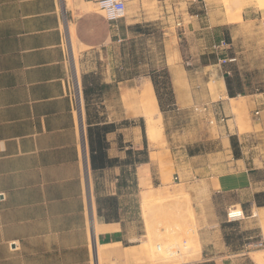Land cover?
Masks as SVG:
<instances>
[{"label":"crops","instance_id":"0c3cea01","mask_svg":"<svg viewBox=\"0 0 264 264\" xmlns=\"http://www.w3.org/2000/svg\"><path fill=\"white\" fill-rule=\"evenodd\" d=\"M79 9L73 21L75 36L78 45L88 49L103 47L116 35L121 39L133 25L117 24L112 31L106 18ZM70 15L73 12L64 0H0V264H153L145 250L147 232L139 227L145 223L141 195L157 189L159 179L158 150L147 152L138 121L143 117L138 107L143 85L134 93L136 104L130 115L87 123L95 141L97 127L108 130L101 136V149L94 141L95 150L102 153L101 164L95 151L93 169L87 146L86 166ZM191 61L203 60L192 56ZM179 70V77H172L173 93L179 100L187 96L191 103L195 91L190 74L184 67ZM227 72L238 78L235 70L233 75ZM233 78L231 85L236 88ZM144 79L153 83L165 133L172 129V134L181 135L165 119L172 109L158 95L164 88L158 91L151 76ZM135 80L118 82V89L134 90ZM242 80L240 74L239 83ZM222 92L229 101L234 98L226 80ZM249 96L248 109L263 108L264 96ZM256 111L259 116L264 108ZM186 134L194 135L185 131L181 136ZM232 135L222 140L225 151L190 154L184 147L172 156L178 174L183 175L178 185L183 183L191 198L200 251L193 260L179 258L168 264H257L247 251L257 231L238 235L242 243L235 245L237 236L229 230L242 221L230 222L227 210L240 205L250 212L247 218L254 217V209L264 214V167L248 168L243 156L236 157L229 150ZM141 151L146 156L140 160ZM199 159L204 162L198 163ZM244 192L250 193L246 202L236 201L235 193Z\"/></svg>","mask_w":264,"mask_h":264},{"label":"rangeland","instance_id":"374dc122","mask_svg":"<svg viewBox=\"0 0 264 264\" xmlns=\"http://www.w3.org/2000/svg\"><path fill=\"white\" fill-rule=\"evenodd\" d=\"M99 2L100 0L93 3L91 10L106 18ZM70 9L73 16L70 15L68 24L75 69L80 77L88 149L87 123L105 121L111 116L113 119H120L130 115V108L136 104L134 93L145 82L144 77L148 76L153 78L158 91L164 88L158 92L162 101L171 104L172 111L165 115L166 121H171L173 127H177L175 129L182 134L185 131L194 133L191 136H181L177 132L172 134V129H168L164 138L153 144L148 140L147 132L144 134L142 130L144 141L148 144L147 152L149 149L158 150L156 173L159 179L156 180L158 188L148 191L150 196L144 197L145 192L141 195L145 223H140L139 227H144L147 232L146 246H150V250L156 251L157 248L160 251L161 248L168 255L176 256L175 258L189 255L193 259L197 258L196 253L200 251L198 223L184 184L178 185L183 180V175L178 174L174 167L173 157L184 147L190 154L225 151L227 148L222 140L235 133L230 138L232 148L229 150L235 156L240 152L248 168L264 167V113L259 116L256 114V110H262L264 104L263 108L261 105L258 109L247 107L249 95L260 94L261 98L264 96V9L257 5L256 0H125L120 19L108 23L112 31L117 24H133L129 32L121 39L116 35L108 44L95 49L78 45L73 24L80 11L76 0H73ZM221 23L226 25L216 27ZM223 38L228 40L230 46L221 53L216 52L214 45ZM175 50L180 58L170 63L169 53L174 55ZM192 56H201L203 61L192 62ZM231 57H236L237 60L225 61ZM70 60L73 66L71 54ZM179 67H184L190 74L192 89L195 91L191 103L187 96L179 100L180 96L175 97L173 93L172 77H179ZM234 70L238 78L236 75L233 78L227 72L231 71L233 75ZM240 74L242 83H239ZM226 76L232 77L237 91L242 92L237 96H246L237 98L235 103L243 107L238 112L233 110V102L223 97L221 85ZM130 77L136 78L138 83L136 85V80L133 81L134 90L118 89V82ZM84 80L88 99L85 97ZM204 106L209 109L196 111L197 107ZM178 107L182 109L178 111ZM138 121L146 130L145 118L139 117ZM145 156L146 153H141L139 158L143 159ZM199 162L204 160L199 159ZM249 196V192L234 195L236 201L241 199L242 202H246ZM236 208L241 209V206L237 205ZM245 213L244 221L229 230L233 236H237L234 238L235 245L242 243L238 235H246L251 231H257L256 237H253L255 243H264V214L254 209V217L247 218L250 212ZM190 247H196L198 251L190 253ZM247 251L252 256L255 252L264 253V245L247 246ZM148 258L151 260L153 255L149 253ZM151 261L158 264L154 259Z\"/></svg>","mask_w":264,"mask_h":264},{"label":"bare ground","instance_id":"6f19581e","mask_svg":"<svg viewBox=\"0 0 264 264\" xmlns=\"http://www.w3.org/2000/svg\"><path fill=\"white\" fill-rule=\"evenodd\" d=\"M64 1H65V5L67 7L73 6V0H64ZM256 1H257V5L260 8H263L264 9V0H256ZM76 2H77V7L78 8L80 7V8H88V9H91L93 7V3L92 2H87L86 0H76ZM226 5L228 6L229 3H226ZM232 8H234V7H232ZM238 15H239V18H241V12L240 11L238 12ZM176 48L178 49V47H176ZM173 53H174V55H172L171 53H169L170 54L169 55V62L170 63H173L174 60H177L178 58H180V55H179V53H178L177 50H175ZM75 73H76L77 94H78V96H77L78 97V113L77 114H78V122H79V126H80V131H81V141H82L81 144H82L83 150H85L84 161H85L86 166H88V150H87V142H86V133H85V129H84V127H85V122H84L85 121L84 120V106H83V100H82L81 89H80V79H79L80 77L78 75L77 70H76ZM180 86H181V84H180ZM224 89H225V82L223 81L222 82V85H221V90L224 91ZM139 90L140 91H139V97H138L139 98L138 107L142 111V115H143V117L145 118V121H146V132H147L148 139L153 144L159 143L162 140V138H164V136H165V129H164V125H163V120L164 119H163L162 111H161L160 106H159L158 97H157V95L155 93L154 86H153V83H152L151 79H147L145 81V83L143 84V86L141 87V89H139ZM240 97L242 98L241 95H238V96H236V97H234V98L231 99V101L233 102L232 108H233V110L235 112H238L239 110H241V108H243L239 104L235 103L236 100H237V98H240ZM87 175H88L87 178H88V180L90 182L89 172H88ZM245 181H246V178H245ZM240 182H242V181H240ZM229 185H230V183H229ZM150 194L151 193L148 194V192H145L144 193V197H148V196H150ZM89 203H90V201H89ZM93 204H94V202L92 203V205ZM92 207H94V206H92ZM256 215H258V213H256ZM259 216H261V215H259ZM198 243H197V245H198ZM149 247L150 246H146V249L145 250H147L148 253H150V254L153 255V258H151V260L154 259L156 261V263H158V264H168V263H171V262L180 260L179 258H175L176 256L173 257L172 255L171 256L168 255L167 252L163 251L161 248L159 249L160 251H157V248H156V251H155V250H152V249L150 250ZM140 248H143V247H140ZM135 251H137V250H135ZM196 251H198L196 247H192V248L190 247L189 248V252L190 253H193L194 254V253H196ZM129 252H130V250H129ZM141 254H143V253H141ZM196 254L198 255L199 252L196 253ZM134 256L135 255L133 254V257ZM137 256H139V253H138ZM128 257H129V255H128ZM182 259L185 260V261L193 260V258H192L191 255H189L188 257H183ZM253 259H254V261L257 264H264V253L263 252H260V253L259 252H255V253H253ZM151 263H152V261H151Z\"/></svg>","mask_w":264,"mask_h":264},{"label":"built area","instance_id":"2783aa9c","mask_svg":"<svg viewBox=\"0 0 264 264\" xmlns=\"http://www.w3.org/2000/svg\"><path fill=\"white\" fill-rule=\"evenodd\" d=\"M99 4H100V8L105 12V17L108 20V22L113 23V22H117L120 19V15H121L120 7L124 6L125 0H100ZM263 25H264V22H263ZM229 46H230V43L228 42V40L223 38V39H220L214 45V49L216 50V52L221 53L222 51L228 49ZM221 60L222 59L220 58V61ZM226 60L229 62H234L237 60V58L231 57V58L225 59V61ZM75 96L77 100L76 89H75ZM208 109H209L208 106H204L203 108L197 107L196 111H201V110L207 111ZM256 114H258V112ZM222 120L224 119L222 118ZM211 123H214V121H211ZM245 218H246V213L242 207L241 209H237L236 207H231L230 209L227 210V219L230 222H240L244 220ZM253 244H256L257 246L264 245L263 241H257L256 243L254 241V242H249L247 246L250 247Z\"/></svg>","mask_w":264,"mask_h":264},{"label":"trees","instance_id":"16d2710c","mask_svg":"<svg viewBox=\"0 0 264 264\" xmlns=\"http://www.w3.org/2000/svg\"><path fill=\"white\" fill-rule=\"evenodd\" d=\"M226 84H227V88H228V93L230 97H235L237 96V94H242V92H238L236 88H233L231 83H232V78L230 76H226ZM84 92H85V97L86 99H88V92H87V86L84 80ZM143 128V132L145 134V127ZM98 130H96V141L93 138V131L91 130V128H89L88 130V138H89V146H90V153H91V164L93 169H95L97 167L96 163H95V151H97V153H99L97 156L99 158V162L101 164L102 162V153L99 150H95V143L98 147L102 146V142H101V136L104 135V133L108 130V127H97ZM146 139V138H145ZM95 141V143H94ZM146 142V140H145ZM141 153H143V151H141ZM237 153V150H236ZM240 152H238V154H236V157H239ZM141 160V159H140ZM259 195H256V198L258 199ZM258 205H260L262 203V201H257Z\"/></svg>","mask_w":264,"mask_h":264}]
</instances>
